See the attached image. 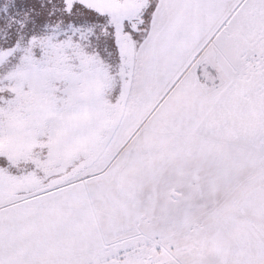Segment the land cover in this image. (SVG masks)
I'll use <instances>...</instances> for the list:
<instances>
[{
    "label": "snow or ice",
    "instance_id": "1",
    "mask_svg": "<svg viewBox=\"0 0 264 264\" xmlns=\"http://www.w3.org/2000/svg\"><path fill=\"white\" fill-rule=\"evenodd\" d=\"M0 264H264V0H0Z\"/></svg>",
    "mask_w": 264,
    "mask_h": 264
}]
</instances>
